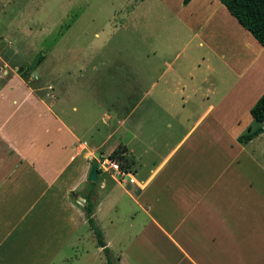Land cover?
<instances>
[{
  "label": "crops",
  "instance_id": "1",
  "mask_svg": "<svg viewBox=\"0 0 264 264\" xmlns=\"http://www.w3.org/2000/svg\"><path fill=\"white\" fill-rule=\"evenodd\" d=\"M171 8L183 59L160 60L157 80L145 76L149 63L141 77L128 66L131 83L149 86L125 118L103 79L0 73V264H106L85 214L91 191L116 264H264V131L237 140L257 125L264 46L220 0ZM88 84L95 100L75 103ZM99 96L111 108L95 137L83 107H101ZM119 131L138 157L123 174L108 165Z\"/></svg>",
  "mask_w": 264,
  "mask_h": 264
},
{
  "label": "rangeland",
  "instance_id": "2",
  "mask_svg": "<svg viewBox=\"0 0 264 264\" xmlns=\"http://www.w3.org/2000/svg\"><path fill=\"white\" fill-rule=\"evenodd\" d=\"M174 2L0 0V73L5 71L8 76L19 70L30 76L34 72L38 82L56 79L69 82L76 77L103 79L107 86L114 88L113 92L117 91L112 103L117 119L125 118L132 106L143 102L149 81L140 77L148 63L151 67L145 76L157 80L160 60L167 58L177 63L183 59V52L174 59L178 45V36L171 27ZM128 66L140 76L134 77L138 82L131 83ZM87 87L90 89L75 103L90 104L95 100L94 85ZM117 87L124 91L119 92ZM97 98L101 107H83L84 118L96 122L91 129L95 137L104 134L106 129L101 112L111 108L109 100ZM142 108L143 104L135 112L140 118ZM113 139L124 144L125 134L119 131Z\"/></svg>",
  "mask_w": 264,
  "mask_h": 264
},
{
  "label": "trees",
  "instance_id": "3",
  "mask_svg": "<svg viewBox=\"0 0 264 264\" xmlns=\"http://www.w3.org/2000/svg\"><path fill=\"white\" fill-rule=\"evenodd\" d=\"M189 0H183V3H187ZM229 12L238 20V22L247 29L256 40L264 46V0H220ZM18 72H20L18 70ZM20 74L26 77L27 73ZM250 114L256 122V127L249 128L244 133L237 137L238 142L247 143L261 132L264 131L262 122L264 121V92L256 100V102L250 108ZM109 159L116 164L123 172H130L138 161V157L127 151L125 144L118 143L113 150L109 153ZM94 184V183H92ZM92 191L86 195L85 214L87 221L92 228L97 243L103 246V251L106 257V264H116L112 258L109 249L105 246L101 229L98 227L94 211L95 200L91 197Z\"/></svg>",
  "mask_w": 264,
  "mask_h": 264
},
{
  "label": "water",
  "instance_id": "4",
  "mask_svg": "<svg viewBox=\"0 0 264 264\" xmlns=\"http://www.w3.org/2000/svg\"><path fill=\"white\" fill-rule=\"evenodd\" d=\"M100 159L99 152L95 153V159L92 161L91 166L87 173V180L90 182H95L97 180V169H98V160Z\"/></svg>",
  "mask_w": 264,
  "mask_h": 264
},
{
  "label": "built area",
  "instance_id": "5",
  "mask_svg": "<svg viewBox=\"0 0 264 264\" xmlns=\"http://www.w3.org/2000/svg\"><path fill=\"white\" fill-rule=\"evenodd\" d=\"M108 165H109V167H111L114 170H116L119 174H123V171L119 168L118 164H116L115 162L109 161Z\"/></svg>",
  "mask_w": 264,
  "mask_h": 264
}]
</instances>
